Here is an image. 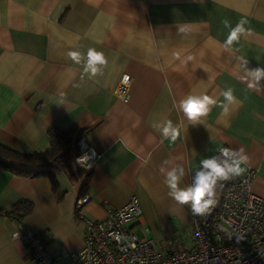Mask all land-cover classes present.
Instances as JSON below:
<instances>
[{
    "label": "crops",
    "instance_id": "1",
    "mask_svg": "<svg viewBox=\"0 0 264 264\" xmlns=\"http://www.w3.org/2000/svg\"><path fill=\"white\" fill-rule=\"evenodd\" d=\"M224 19L233 27L247 20L246 34L229 50ZM181 26L188 31L178 32ZM89 48L108 60L91 78L83 59L68 57ZM238 56L250 69L264 67V0H0V143L44 151L52 127L78 136L70 174L52 169L55 189L47 176L0 169V264H33L18 237L25 227L51 254L78 250L85 226L75 204L83 196L82 213L102 219L134 194L139 237L167 249L191 246L192 212L169 197L161 168L183 167L180 186H188L200 161L221 146L245 150L252 191L264 196V88H247ZM123 76L131 78L125 98L116 91ZM228 87L237 103L225 114L221 93ZM188 94L217 100L202 123L177 107ZM165 119L178 127L175 142L160 135ZM82 149L95 155L78 169ZM21 200L32 209L18 219L8 212ZM57 264H69L67 257Z\"/></svg>",
    "mask_w": 264,
    "mask_h": 264
},
{
    "label": "built area",
    "instance_id": "2",
    "mask_svg": "<svg viewBox=\"0 0 264 264\" xmlns=\"http://www.w3.org/2000/svg\"><path fill=\"white\" fill-rule=\"evenodd\" d=\"M123 77L116 89L121 98L126 97L131 84L130 77L128 84H123ZM219 149L210 158L222 159ZM94 155L82 149L75 163L89 168ZM200 167L189 176L188 186ZM254 175V170L247 168L242 176L217 186V203L204 216L192 214L189 247L167 249L150 237H139L134 227L141 222V207L134 194L123 205L108 208L102 219L83 214L88 197L77 198L75 213L85 230L83 244L76 251L51 254L39 233L28 227L18 237L29 248L33 264H57L62 256L69 264H264V196L252 191ZM142 230L148 232L147 227ZM240 237L243 239L238 241Z\"/></svg>",
    "mask_w": 264,
    "mask_h": 264
},
{
    "label": "clouds",
    "instance_id": "3",
    "mask_svg": "<svg viewBox=\"0 0 264 264\" xmlns=\"http://www.w3.org/2000/svg\"><path fill=\"white\" fill-rule=\"evenodd\" d=\"M223 26L229 29V33L224 42L225 50L232 48L234 43H238L240 38L246 34V19H241L235 27H233L228 19L222 21ZM186 26L178 28V32L186 33ZM178 56V54H177ZM68 57L76 64H80L82 59L84 62V72L89 77H95L102 74V68L108 64V60L104 53L94 48H89L86 54L78 51H69ZM187 61L193 60V56L189 55ZM245 76L241 79L250 90L259 91L264 88V67L248 68V60L242 56H238ZM129 77L124 76L122 83L128 84ZM225 103L221 105L223 113L229 112V106L237 103L234 95V89L228 87L223 90ZM217 105L216 98L207 94H188L178 102V109L183 116L192 124L202 123V117H205L212 106ZM160 135L162 139L175 142L178 138L179 131L177 125L171 119H165L159 125ZM222 159L217 157L207 158L200 161V170L195 173L194 182L185 187L180 186L181 178L184 175L183 167L167 170L161 168L164 174V184L168 189V195L174 199L179 205H188L193 215L204 216L212 206L217 203V186L223 187L221 182L232 180L234 177H240L244 174L249 163V157L243 148L222 147L219 149ZM243 239L238 238V241Z\"/></svg>",
    "mask_w": 264,
    "mask_h": 264
},
{
    "label": "trees",
    "instance_id": "4",
    "mask_svg": "<svg viewBox=\"0 0 264 264\" xmlns=\"http://www.w3.org/2000/svg\"><path fill=\"white\" fill-rule=\"evenodd\" d=\"M75 129H61L52 127L47 133L49 146L44 151L20 152L0 143V169H8L15 173L47 176L56 188V180L52 169L66 171L70 174V150L76 146L78 136L73 137ZM78 147V146H77ZM76 156V154L74 155ZM78 169L79 167L76 166ZM32 209L29 200L17 202L10 214L18 219Z\"/></svg>",
    "mask_w": 264,
    "mask_h": 264
},
{
    "label": "bare ground",
    "instance_id": "5",
    "mask_svg": "<svg viewBox=\"0 0 264 264\" xmlns=\"http://www.w3.org/2000/svg\"><path fill=\"white\" fill-rule=\"evenodd\" d=\"M82 159H79L78 161H81Z\"/></svg>",
    "mask_w": 264,
    "mask_h": 264
},
{
    "label": "rangeland",
    "instance_id": "6",
    "mask_svg": "<svg viewBox=\"0 0 264 264\" xmlns=\"http://www.w3.org/2000/svg\"><path fill=\"white\" fill-rule=\"evenodd\" d=\"M139 233V232H138Z\"/></svg>",
    "mask_w": 264,
    "mask_h": 264
}]
</instances>
